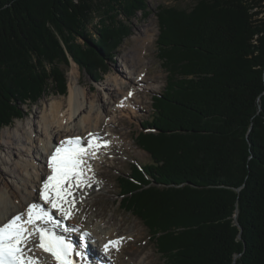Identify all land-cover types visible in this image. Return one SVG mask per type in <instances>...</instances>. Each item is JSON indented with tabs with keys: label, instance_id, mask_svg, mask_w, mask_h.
<instances>
[{
	"label": "trees",
	"instance_id": "1",
	"mask_svg": "<svg viewBox=\"0 0 264 264\" xmlns=\"http://www.w3.org/2000/svg\"><path fill=\"white\" fill-rule=\"evenodd\" d=\"M194 2L159 7L167 78L135 137L149 162L117 177L119 208L164 264H264V0ZM145 10L144 0H0V131L48 78L66 94L70 59L104 74L130 34L123 22Z\"/></svg>",
	"mask_w": 264,
	"mask_h": 264
},
{
	"label": "bare ground",
	"instance_id": "2",
	"mask_svg": "<svg viewBox=\"0 0 264 264\" xmlns=\"http://www.w3.org/2000/svg\"><path fill=\"white\" fill-rule=\"evenodd\" d=\"M134 39L136 48L123 55L122 69L118 74L108 76L100 85V92L108 97L105 104L100 95L92 96L81 85L79 71L74 67L69 73L66 97L43 102L44 109L36 113L34 121H17L12 127L1 129L0 132V225L8 222L13 215L24 213L26 216L27 206L33 203L43 205L46 210H52L54 219L59 221V226H47L50 225L58 235L71 240L74 247L84 253L83 257L75 254L70 257L74 264H141L137 251L130 258L124 256L127 241L133 238L131 234L122 232L123 229L115 227L110 220L103 226L97 218L102 220L101 215L94 210L88 212L94 206L98 191L102 189V184L96 180L102 176L98 174L99 166L104 156L114 152L111 148L113 144H121V137L116 134L115 128L123 123V118L135 114V108L141 106V90L157 88V83L147 76L145 58L146 47L154 42L155 37L146 26L141 29V36ZM76 137L82 139L85 147L88 140L94 137H99L100 143H106L108 147H102L94 159L88 158L91 171L84 175L91 178V183L71 188L74 203L70 207V218L65 219L41 199L38 190L42 189L43 182L52 174L47 161L56 147L63 140ZM68 207L65 205V208ZM63 223H66L65 227ZM64 228L70 231L65 232ZM29 229H32L31 225ZM84 232L90 234L91 245L79 249L78 237ZM32 239L38 240L37 234L34 233ZM116 240L120 241L118 249L110 247L105 253V244ZM96 244L99 245L97 251L93 250ZM37 255L41 264H56L50 255L42 251H37Z\"/></svg>",
	"mask_w": 264,
	"mask_h": 264
},
{
	"label": "rangeland",
	"instance_id": "3",
	"mask_svg": "<svg viewBox=\"0 0 264 264\" xmlns=\"http://www.w3.org/2000/svg\"><path fill=\"white\" fill-rule=\"evenodd\" d=\"M144 4L146 6L145 11L147 12V16H144V11H139L133 18L123 22L129 27L130 34L125 38L116 56L106 61V72L104 74H90L85 69L79 68L71 59L67 67L61 65L60 68L64 72L66 90H68L69 73L76 67L80 74L81 85L85 87L92 96H94V94L97 96L100 95L101 101L105 104L108 97L100 92V85H102L108 76L118 74L120 69H122L121 62L123 55L130 52L132 48H136L134 37H140L141 29L146 26L154 35V42L146 47L145 58L147 60V76L149 79L152 77L151 79L157 83L155 85L157 88L148 91L141 90L139 99L141 106L135 108V114L123 118L125 119L123 123L115 128L116 134L121 137V144H113L111 148L116 154H114V152H109L110 154L108 153L109 155L104 156L103 163L99 166L98 174L102 176L96 178V180L102 184V189L98 191V196L94 199V206L92 209L88 210V212L91 213L92 210H94L98 215H101L102 220L98 216L97 218L99 223L104 224L103 226L107 225V221L110 220L115 227H121V229H123L122 232L133 236L132 239L127 241L126 250L124 252L126 258L132 257L137 251L138 260L141 264H164L163 259L156 251L154 243L150 240L146 228L137 219L119 208L120 199L117 196V177L121 173H129L131 164L135 162L141 165H145L149 162V157L136 147L135 137L141 130V126L152 116L153 97L163 90L167 78V73L162 67V62L158 57L156 47V39L159 33L157 19L159 7H174L188 11L194 6L195 2L194 0H144ZM47 72L49 74L51 73L49 69ZM47 82V93L35 105L22 106L26 116L21 120H16L10 125L11 127L17 121L23 123L34 121L36 113L38 114L44 109L43 102L66 97L68 91L65 95H58L53 81L48 78ZM90 94H88L89 97ZM115 116L118 117V114H115ZM113 126L114 125L111 127L114 129ZM1 141L0 135V144ZM1 151L2 149L0 148V153Z\"/></svg>",
	"mask_w": 264,
	"mask_h": 264
},
{
	"label": "snow or ice",
	"instance_id": "4",
	"mask_svg": "<svg viewBox=\"0 0 264 264\" xmlns=\"http://www.w3.org/2000/svg\"><path fill=\"white\" fill-rule=\"evenodd\" d=\"M102 147L108 145L101 144L99 137L90 138L86 147L80 137L66 139L60 142L47 161L52 174L48 175L42 189L38 190L39 195L65 219L70 218V207L74 203L71 188L81 184L90 185L91 178L84 175L91 171L88 158L94 159ZM65 205L69 207L65 208ZM38 222L59 226L53 213L36 203L27 206L26 216L24 213L13 215L8 222L0 225V264H41L37 251L50 255L56 264H74L70 259L73 254L83 257L84 253L78 251L71 240L57 235L53 229L37 226ZM29 225L32 229H29ZM64 231L70 230L64 228ZM34 233L38 235V240L32 239ZM79 241V249H86L90 234L82 233ZM119 244V240L109 241L104 246L105 253L110 247L118 249Z\"/></svg>",
	"mask_w": 264,
	"mask_h": 264
},
{
	"label": "water",
	"instance_id": "5",
	"mask_svg": "<svg viewBox=\"0 0 264 264\" xmlns=\"http://www.w3.org/2000/svg\"><path fill=\"white\" fill-rule=\"evenodd\" d=\"M236 217H237V213L235 214V216H234V223L239 227V224H238V222H237V220H236ZM240 228V227H239ZM241 234V233H240ZM240 234H239V237H240Z\"/></svg>",
	"mask_w": 264,
	"mask_h": 264
}]
</instances>
